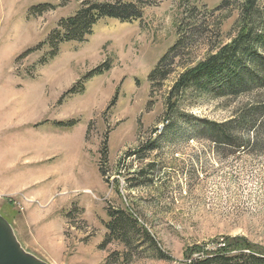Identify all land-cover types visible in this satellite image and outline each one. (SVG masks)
Instances as JSON below:
<instances>
[{
    "label": "rangeland",
    "instance_id": "1",
    "mask_svg": "<svg viewBox=\"0 0 264 264\" xmlns=\"http://www.w3.org/2000/svg\"><path fill=\"white\" fill-rule=\"evenodd\" d=\"M116 1L0 0V214L49 264H186L229 239L264 250V132L238 147L215 141L208 123L264 92L169 99L186 68L238 34L245 0H124L142 16L101 18L52 55L65 18Z\"/></svg>",
    "mask_w": 264,
    "mask_h": 264
},
{
    "label": "trees",
    "instance_id": "2",
    "mask_svg": "<svg viewBox=\"0 0 264 264\" xmlns=\"http://www.w3.org/2000/svg\"><path fill=\"white\" fill-rule=\"evenodd\" d=\"M36 8L43 7L35 6L32 10L35 11ZM38 11L37 13H40L43 9ZM141 16V11L133 3L124 0L87 5L74 16L62 21V31L58 30L55 33L56 36L51 38V41L54 39V42H50L53 48L52 55H56L63 42L84 41L101 18L110 17L131 21ZM187 39L180 38L160 59L149 75L152 84L156 80L164 79L171 72V70H165V65L168 64L172 55L175 57L178 55ZM104 66H97L89 72V75L102 73L105 70ZM78 84L80 81L66 94L79 91ZM188 88H193L200 95L213 97H234L254 90L264 92V10L258 5L257 0H245L242 7V24L238 34L216 51H211L206 58L186 68L174 83L169 99L183 95ZM75 123V121L58 122V125L73 126ZM208 123L211 137L215 141L243 147L245 143L242 139L245 132H264V99L242 109L237 116L226 123ZM124 220L125 218L120 216L109 225L113 235L123 233L126 227ZM145 233L148 239L153 241V237L146 230ZM232 240L229 239L223 246L211 250L208 256L194 259L186 264H264V250L237 239V241Z\"/></svg>",
    "mask_w": 264,
    "mask_h": 264
},
{
    "label": "water",
    "instance_id": "3",
    "mask_svg": "<svg viewBox=\"0 0 264 264\" xmlns=\"http://www.w3.org/2000/svg\"><path fill=\"white\" fill-rule=\"evenodd\" d=\"M0 264H49L23 248L10 222L1 214Z\"/></svg>",
    "mask_w": 264,
    "mask_h": 264
},
{
    "label": "crops",
    "instance_id": "4",
    "mask_svg": "<svg viewBox=\"0 0 264 264\" xmlns=\"http://www.w3.org/2000/svg\"><path fill=\"white\" fill-rule=\"evenodd\" d=\"M8 160L9 159V157L8 158H5V157H2V156H0V161L2 160V161H4V160ZM4 171H1L0 170V174L1 173H3ZM14 179H8V180H4L6 183H11L12 181H13Z\"/></svg>",
    "mask_w": 264,
    "mask_h": 264
}]
</instances>
